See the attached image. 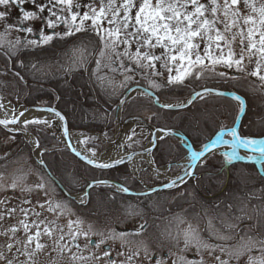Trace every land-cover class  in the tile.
I'll list each match as a JSON object with an SVG mask.
<instances>
[{"label": "snow or ice", "instance_id": "snow-or-ice-1", "mask_svg": "<svg viewBox=\"0 0 264 264\" xmlns=\"http://www.w3.org/2000/svg\"><path fill=\"white\" fill-rule=\"evenodd\" d=\"M26 2L32 6V9H19V6ZM13 8H18L22 12L23 21L41 22V29L35 31L31 26L25 27L23 21L18 24L13 23L11 19ZM82 9L86 10L82 11ZM0 29H2L0 31V52L7 57L4 73L7 74L10 65L15 67L13 75L18 78V83L22 82L27 87V81L22 75L25 70L35 80L38 75L41 78L47 75L45 68L51 67L30 61L27 57L31 53L27 50H43L46 46H52L54 41L71 43L73 45L70 49L72 61L68 65V71L83 69L89 72L91 78L93 73L88 65L93 57H98L94 61L96 78L100 82L106 79L98 75L102 65L110 70L111 88L110 90L105 88V94L109 97L118 95L124 97L115 101L117 109L121 111L128 102L126 93L129 85L133 82L139 85L141 83L139 78H143L150 88L159 91L160 95H163V90L166 89L195 85L203 89L202 92H195L198 97L214 95L217 98H223L225 93L219 89H222L225 83L243 86L249 77H258L261 81V88H264V0H155V2L154 0H0ZM45 29L51 31L46 32ZM13 31L30 35L23 38L17 35L14 39L6 41L5 37ZM230 72L238 75H230ZM117 79H119L118 86L116 85ZM101 86L104 87V84L101 83ZM119 89L125 91L120 92ZM135 91L139 96L147 97L149 102L155 99V103L161 108L182 107V105L161 104L153 91L140 87H137ZM234 99L238 102L233 109L234 113L245 111L246 102L241 96L236 95ZM0 110H4L6 116L8 111L12 113L11 118L0 119V126L13 133L6 138L10 141L15 140L14 133L16 132L27 134L29 125L51 127L53 123L51 118L21 121L20 117L25 113L20 111L17 114L14 107L9 109L3 102V97H0ZM36 111L47 112L65 125L66 147L72 150L77 157H81L86 165L91 166L92 171L103 173L116 169L124 163L126 158L123 156L117 158L109 156L107 160H103V154L98 155L99 145L87 149L86 153L77 150L68 133L65 115L54 107H38ZM128 115L132 113L129 112ZM117 117L119 118L118 113ZM97 118L111 119L104 113L99 117L93 116V119ZM133 119L138 124L142 123L138 117L133 116ZM10 125H20V127L10 128ZM155 131L163 132L164 129ZM131 133L135 134V129H132ZM166 134L171 135V133ZM260 134L264 135V126ZM151 135L153 139H150L149 143L152 145L164 140V136L156 137L155 132ZM224 135L225 133L221 132L217 139L211 141V145L205 143L202 150L193 151L192 161L195 162L203 157L202 165H208L215 153H207V150L218 143H225L231 148L230 152L224 153L222 169L224 165L235 166L234 162L245 159L238 152L240 148L259 153V157L253 156L248 159L264 160V140L244 137L235 128L228 130V135L232 138L230 141H223ZM128 139H132L131 135H128ZM30 142L33 143L34 148L40 147L38 140ZM80 142L85 143L86 141ZM125 147H131V145L124 143L116 145L117 149ZM145 152L152 155L150 149H145ZM40 156V167L42 169L50 167L51 165L43 158L44 152H41ZM4 159H7V156ZM148 163L153 164L154 161L149 160ZM135 171L144 170L135 168L127 179L134 180ZM154 172L157 175L160 174L158 169H154ZM189 177L195 179L196 171L189 172L185 167L184 175L178 176L177 180L171 181V184L173 187H179L186 183ZM81 179L84 178L81 177ZM127 179L123 183H118L94 175L90 180H85L83 191L76 193L77 201L80 205H89L92 196L89 189L96 187L107 189L108 192L105 194L112 201H116L117 198L126 199L127 197L122 194L130 192ZM2 180L3 177H0V181ZM261 180L264 182V178ZM76 184L78 185L79 181H76ZM8 187L14 191L17 183L14 181L6 186L0 182V190H7ZM36 188L42 190L46 196L48 195L45 184L38 183ZM113 190L115 194H111ZM65 201L66 203L53 205L49 200L47 206L43 203L38 206L49 212L60 208L71 214L69 205L72 201L67 196ZM5 203L6 201H0V204ZM23 203L32 204V201L25 199ZM18 210L24 215V219L19 220L18 224L22 226L25 236L21 239L16 238L20 230L17 226H9L0 230V237L5 239V242L0 244V264H32L31 257L34 256L35 251L44 248V244L39 241L40 223L28 222L30 213L36 217L41 214L34 208H6L0 212V222L6 218H12ZM224 226L231 230L238 225L226 222ZM67 228L68 231L65 232L63 227L46 226L43 231L47 236L53 237L59 252L67 250L73 253L71 260L81 262V264H99L101 261L103 264H168L169 260L172 264H206L203 259L204 253L212 257L214 264H231L233 260H238L245 255L249 257L248 264H264V240H254L249 237L241 244L228 248L222 244L209 243L191 224L175 236L169 234L166 237V239L175 241L177 247L180 243L183 244V248L179 249V255L171 250L165 253L162 245L159 246L158 251H151L143 245V242L138 243L136 250L128 247L130 241L127 238L139 236L145 232L146 223H141L135 232L117 233L114 229L104 232L94 230L92 225L85 226L84 221L77 217L75 220H69ZM33 229L36 231L34 235H30ZM209 230L210 235L218 241L231 238L213 228L211 221H209ZM54 233H58V236H54ZM93 236L99 239L93 240ZM66 237L68 243H63ZM81 237L84 238L83 247L88 255H84L81 251L79 242ZM116 240H120L121 247L125 249L117 253L118 256H123L124 260L118 261L112 256L113 247L110 242ZM32 244L35 245L34 249L28 247ZM258 245L262 255L256 259L251 257L250 253ZM193 249L197 255L201 256V259L190 261L183 255ZM14 251L15 256L12 255Z\"/></svg>", "mask_w": 264, "mask_h": 264}, {"label": "trees", "instance_id": "trees-1", "mask_svg": "<svg viewBox=\"0 0 264 264\" xmlns=\"http://www.w3.org/2000/svg\"><path fill=\"white\" fill-rule=\"evenodd\" d=\"M72 47L71 43L65 44L62 41H56L52 46H46L43 50H27L31 53L27 57L30 61L51 66L45 68L47 75L42 78L38 75L35 80L27 70L22 72L27 81V87L22 82H17L18 78L13 75L16 68L10 65L6 78L11 79L13 83L16 91L15 98H18L26 106L55 105L66 116L71 129L88 132L111 131L116 123L115 101L122 99L123 96L109 97L106 95L105 88L110 90L111 85L98 81L93 75L90 78L89 72L83 69L68 71L62 62L64 57L71 53ZM6 60L7 57L0 52V72L4 71ZM88 67L92 72V62ZM101 83L104 84V87L101 86ZM260 83L258 79L249 77L243 86L225 83L224 87L219 89L223 92L235 93L245 100L246 112L240 127L241 135L244 137L255 139L264 137L260 134L261 128L264 126L262 125L264 122V88H261ZM139 85L150 87L142 80ZM133 86H137V84L131 83L127 91ZM149 89L160 99L166 101L188 99L196 91H203L202 88L195 85L166 89L163 90V95H160L159 91ZM119 91L125 90L119 89ZM236 104L237 102L231 97L217 98L212 95L201 98L184 109L170 110L157 106L153 100L149 102L147 97L136 96L125 104L122 120L126 121L135 116L143 118L156 128L179 130L190 139L195 147H201L221 130L235 125L240 114V112L234 113L233 111ZM129 112L132 115H128ZM146 112L150 113V117L146 116ZM102 113L110 116L111 119H93V116L99 117ZM29 128L38 136L40 146L47 149L43 158L46 163L51 165L47 167L50 174L69 194L83 191L85 180H90L94 175L118 183H123L131 175L127 166L103 173L92 171L90 167L81 163L68 151L53 149L51 145L57 141L47 134L46 130L36 127ZM11 135L13 133L0 127V166L10 165L28 155V164L50 177L45 168L42 169L36 160L30 158L31 148L23 137L20 134H14V141L6 139ZM5 156L7 159H4ZM186 156L187 150L172 137L161 141L153 152L157 166L175 164ZM223 160L222 155H215L210 159L208 165H202L196 169V174L200 175L196 181L189 180L181 187L160 193V195L175 196V199H264V182L261 180L264 176L260 174L255 165L237 162L235 166L226 167L224 165L222 169ZM76 181H79L78 185ZM127 186L130 187V190H134L139 185L135 179H127ZM57 188L65 199V193L59 187ZM90 191L92 196L89 205L82 207L75 205L73 201L72 205L84 218H93L100 223L102 221L100 214L102 211H106V202L110 200L105 194L108 190L96 187ZM111 194H115L114 191ZM122 195L127 199H147L146 196Z\"/></svg>", "mask_w": 264, "mask_h": 264}, {"label": "rangeland", "instance_id": "rangeland-1", "mask_svg": "<svg viewBox=\"0 0 264 264\" xmlns=\"http://www.w3.org/2000/svg\"><path fill=\"white\" fill-rule=\"evenodd\" d=\"M83 10L86 9H82V11ZM11 19L13 23L16 22L15 16L11 17ZM32 23L34 22L23 21V25L25 27L31 26L34 28V26H32ZM61 28H63V26ZM0 31H2V29H0ZM17 35L23 38L24 36L30 34L24 32L16 33L15 31H13L9 36L5 37V40L6 41L12 40ZM201 47H203V45H201ZM157 52L159 53V50H157ZM96 58L98 57H93L92 60V73L95 78H96V64L94 61ZM71 61H72V53L64 57V61L62 62V64L66 66V69H68V65L71 63ZM98 75L101 77H105L106 79L103 82L109 84V79L112 75L109 69L105 68L102 65ZM6 77H8V72L7 74H5L4 71L0 72V97H3V99H6L8 102L10 101L12 105L14 104L15 109L16 107L19 108L20 106H24L21 102L15 100L16 91L14 90L13 83L11 79H8ZM254 78L258 79V77H254ZM139 79L144 81L143 78H139ZM116 85L117 86L119 85V79H117ZM146 85L148 84L146 83ZM131 96L135 97L139 95L134 89L131 93ZM203 97H198V99ZM187 101L188 99H182L176 101H166L163 99L160 100L161 104L166 103L173 105H183L187 103ZM145 114L147 117H150V113L146 112ZM51 119L53 121L51 127H45L44 125H29L28 128L36 127L42 130H46L47 134H49L57 141L56 143L55 142L52 143L51 146L53 147V149L64 150L62 137L60 133L61 132L60 124L57 122V118L52 117ZM119 120H120V115L119 118L115 120L116 123L111 131L88 132L80 129H71V130L72 133H80L83 135V141H86L85 143H83V145L87 149L99 145L98 155H100L102 152L106 151L107 149H111V151H113L116 148L117 144H121L122 137L119 135V132L122 130V128L125 129L123 134V140H124L123 143L131 145V147H125L126 152L141 150L150 144L149 140L151 139V133L143 122L138 124L136 120H131L127 124L125 123L119 124ZM132 129H135V134L131 133ZM28 134L32 135L35 138V140H38V136L30 128L28 130ZM128 135H131L132 137L131 140L128 139ZM23 139L31 148L30 158L36 161L37 159L40 160L41 159L40 153L44 152L45 149L40 146L38 149L39 152L37 154V150L34 148L33 143H31L26 137H23ZM134 141H137L138 143H133ZM122 149L123 148H120L119 150ZM215 155H222L224 157V154L219 152ZM185 160H187V158H185L183 161ZM28 161H29V157L28 155H25L24 158L17 160L10 165L0 166V177H3V180L0 182L5 184L6 186L11 185L14 181L17 183V188L14 191L10 187H8L7 190H0V201H6L5 204H0V212H3L6 208L19 209L22 207V208H34L36 212L41 213L39 217H36L32 213H30L28 218L29 223L32 222L40 223L39 231L41 232V236L39 238V241L40 243L44 244V248L40 250H36L34 256L31 257L32 264H81V262L71 260V256L73 253H70L67 250H64L62 253L59 252L56 249L53 237H49L46 234H44L43 230L46 226L51 228H55L59 226V227H63L65 232H67L68 231L67 224L69 220H75L77 217H79L81 220L84 221L85 226L92 225L94 230H98L97 227H101L99 222L95 221V219L93 218L86 219L81 217L80 215H78L76 210H74V206L72 204L69 205L71 209V214H69L64 209H60V208H57L54 212H49L47 210L40 209L38 205L43 203L47 206V202L49 200L52 201L53 205H55L56 203H66V201L58 191L57 185L47 175L39 172L37 169H34L30 164H28L29 163ZM201 165L202 162L200 163V166ZM127 167L129 169L130 174H132L134 172V169L137 167L144 170V171H135V181L139 185L136 186L135 189L133 190L136 192H144L146 191V189L152 186L171 182L172 180H175L178 176H180V174L184 172V168H185V166H182L181 169L169 171V166L166 165L160 166L159 168L162 170H167V173H164L159 169L160 174L157 175V173L154 172L155 168L153 167V165L147 162L145 157L140 158L138 161H136V163L134 162L130 163V165ZM38 183L45 184V187L48 190L47 196L42 190L36 188V184ZM159 195L160 193H157L154 196H152V198L162 199L163 203L166 201V200L164 201L163 199H175V196L170 197L168 195H160V196ZM25 199H30L32 201V204L23 203ZM262 201H264V199H262ZM73 203L75 205L79 204L78 201L76 200H74ZM246 203H247L246 211L248 213L252 214L253 212H256L262 214V216L261 215L255 216L256 220H254V222H257L256 227H261L260 226L261 222L264 221V204L263 203L255 204V202L253 204L252 199H247ZM236 205L239 204L237 203ZM106 211L109 213L110 212L131 213L130 219L123 221L124 222L123 227H131L132 224L136 222L135 221L136 217H140L143 215L144 218L146 219L145 216L148 213V210L146 211L144 207H140L137 204H129L128 202H124V200L120 198H118L116 201H110V200L107 201ZM23 219H24L23 213L18 210L12 218H6L3 222H0V230L6 229L9 226H17L20 228V230L17 232L16 238L21 239L25 236V233L23 231L22 226L18 224V221ZM41 221H43V223H41ZM207 221L208 224L209 221H211L213 228L219 230V232L223 234L221 228L224 222L222 221L217 222V219L216 220L207 219ZM207 226L209 227V225ZM73 227H75V225ZM187 227H188L187 222L181 219L175 220L172 223H168V224L162 223L160 225H157V229L149 232V237L151 242H149L148 239L143 240L142 242L160 243L161 241H165V242L169 241L170 243H175V241L171 239H166V237L169 234H171V236H175L177 233L182 232V230L186 229ZM35 231L36 229H33V231L30 232L29 234L34 235ZM54 236H58V233H54ZM92 238L96 239L95 236H93ZM80 239H84V238L81 237ZM4 242H5L4 237H0V244H3ZM63 243H68L67 237ZM112 243L121 244L120 240L112 241ZM28 247L30 249H34L35 245L32 244L29 245ZM69 247H71V244H69ZM73 252H75V249H73ZM82 252L84 255H88L87 251L83 250ZM12 255L13 256L16 255L15 251L12 253ZM20 259H24V257H20ZM99 264H103V262L101 261L99 262Z\"/></svg>", "mask_w": 264, "mask_h": 264}, {"label": "flooded vegetation", "instance_id": "flooded-vegetation-1", "mask_svg": "<svg viewBox=\"0 0 264 264\" xmlns=\"http://www.w3.org/2000/svg\"><path fill=\"white\" fill-rule=\"evenodd\" d=\"M19 9L23 10H31L32 6L29 3H24L23 5L19 6ZM18 8H13L11 11V17L15 16L16 24L20 23L21 20L23 21L22 12ZM14 11V13H13ZM21 19V20H20ZM32 26H34L35 31L40 30L42 24L39 21H33ZM63 25H61L62 27ZM46 32H50L51 30L45 29ZM39 38L38 36L36 37ZM53 43H56L54 41ZM140 86V85H137ZM148 88V87H145ZM156 164V163H155ZM157 165V164H156ZM181 169L180 165H175L171 168V171ZM163 193V192H158ZM157 194V193H155ZM152 195H147V199H122L124 202H128L129 204H137L140 207H144L145 210H148L146 214V219L144 216L136 217L135 223L132 224L131 227H123L124 220L130 219L131 213L123 212V213H116V212H106L102 211L101 222L99 223L101 227H97L99 231L108 232L111 230H115L117 233L119 232H135L136 229L139 228L141 223H146L147 230L143 232L139 236H132L127 238L130 243L128 247L132 248V250H136L137 245L139 242L148 239L150 241L149 232L154 231L157 229V225L162 223L168 224L172 223L175 220L181 219L187 222V224H191L195 227L200 235L205 239L208 240L209 243L212 244H222L227 246L228 248H232L236 245L241 244L244 240L251 237L254 240H264V221L261 222V227H256L257 222L255 216L261 215L259 213L253 212L248 213L246 211L247 207V199H163L165 202H162V199H153ZM160 196V195H159ZM74 201L73 199H70ZM261 200V201H259ZM263 203L262 199H252V203ZM239 205H236V204ZM79 206L80 204H77ZM85 207V206H84ZM244 209V210H243ZM74 210H76L74 208ZM77 212V210H76ZM78 213V212H77ZM251 214V215H250ZM81 217V214L78 213ZM119 216V217H117ZM84 218V217H83ZM237 218H240L237 220ZM207 219L216 220L217 222H224L221 230L224 235L230 236L231 238L226 241H218L215 239L214 236L210 235V230L207 225ZM234 223L238 226L233 229H228L224 225L225 223ZM222 225V224H221ZM93 240L99 239V237L92 238ZM81 242V251L84 250L83 244L84 239H80ZM112 243V242H110ZM143 245L147 246L151 251H158L159 246L162 245L163 251L167 253L169 250L172 252L180 254L179 249L183 248V244L180 243L179 247L176 246L175 243H170L169 241H161L160 243H143ZM104 247L103 245L101 246ZM113 258L119 260H124L123 256H118L117 253L124 251L125 249L121 247V244L112 243ZM143 255V253H141ZM187 257L188 260H198L201 259V256L197 255L195 250L187 251L183 253ZM251 257L259 259L261 257V252L259 251V245L252 250L250 253ZM175 257H173L174 259ZM227 259V257H224ZM203 259L205 260L206 264H214L212 257L208 253L203 254ZM249 257L247 255L242 256L238 260H233L231 264H248ZM168 264H172V261L169 260Z\"/></svg>", "mask_w": 264, "mask_h": 264}, {"label": "water", "instance_id": "water-1", "mask_svg": "<svg viewBox=\"0 0 264 264\" xmlns=\"http://www.w3.org/2000/svg\"><path fill=\"white\" fill-rule=\"evenodd\" d=\"M137 88V87H136ZM136 88H134V89H136ZM140 88H142V87H140ZM134 89H131L130 91H128L126 94H127V96H128V99H130L132 96H131V93H132V91L134 90ZM144 89V88H143ZM146 90V89H145ZM202 92V91H201ZM225 93V96L226 97H231V98H233L234 99V97L237 95V94H235V93H229V92H224ZM154 96L156 97V98H158L155 94H154ZM242 98V97H241ZM159 99V98H158ZM198 99V96H196V94L188 101V103H186L185 105H182V107H175V108H172V109H170V110H181V109H184V108H186V107H188V106H190L195 100H197ZM243 99V98H242ZM155 100V99H154ZM244 100V99H243ZM245 101V100H244ZM158 106H160L159 104H157ZM38 107H40V108H43V107H49V106H41V105H34V106H23V109L21 110V111H23L25 114H24V116L25 115H27L28 113H30V112H39V113H41V114H44V115H51V114H49V113H47V112H41V111H36V109L38 108ZM56 110H58V111H60L59 109H57L55 106H53ZM165 109H167V108H165ZM61 112V111H60ZM245 112H246V103H245V111H243V112H240V114H239V116H238V118H237V120H236V123H235V125L233 126V127H231V128H235L236 130H237V132L238 133H240L241 134V132H240V127H241V123H242V120H243V117H244V115H245ZM62 113V112H61ZM63 114V113H62ZM64 115V114H63ZM24 116H22V117H20V120L22 121V119L24 118ZM66 117V116H65ZM4 117H2L1 115H0V119H3ZM131 120H134V119H130V120H128V121H126L125 122V124H127L128 122H130ZM140 121H142L145 125H146V127H147V129L150 131V133H152V132H155V136L156 137H160V136H164V139L165 138H167V137H172V138H174V139H176L177 141H179L181 144H182V146L187 150V152H188V156H187V158L188 159H190V160H192L191 159V153L193 152V151H198V150H202L203 149V147H201V148H197V147H195L194 146V144L190 141V139L184 134V133H182L181 131H179V130H175V129H166V128H155V127H153L152 125H150L149 123H147L145 120H143V119H139ZM66 121H67V130H68V133H69V135H70V137H71V133H72V130L70 129V126H69V122H68V120H67V118H66ZM57 122L60 124V127H61V137H62V143H63V148L66 150V151H68L72 156H74L77 160H79L81 163H83L84 165H86V162L81 158V157H77L76 155H75V153L72 151V150H70V149H68L67 147H66V144H65V135H64V127H65V125L64 124H62L58 119H57ZM119 123L120 124H122V122H121V120H119ZM2 129H4L3 128V126H0ZM10 128H19L20 127V125H10L9 126ZM156 129H164V131L163 132H159V131H155ZM230 129V128H229ZM229 129H223V130H221L220 132H218L207 144H210L211 145V141L212 140H215V139H217V137H219L220 136V133L221 132H224L225 133V135L222 137V140L223 141H230L232 138H231V136L230 135H228V130ZM5 131H7L6 129H4ZM7 132H9V131H7ZM10 133V132H9ZM166 133H171V135H167ZM14 134H20L21 136H23V137H25V134L24 133H22V132H16V133H14ZM151 139H153V137H152V135H151ZM257 140H264V138H261V139H257ZM160 141H162V140H160ZM160 141L158 142V144H156V145H152V144H150V145H148V146H146V147H144L143 149H141V150H137V151H130V152H127L126 154H124L123 155V157H125L126 159H125V161H124V163L122 164V165H120V166H118L116 169H118V168H120V167H122V166H125V165H129L131 162H133L134 160H136L137 158H139V157H141V154L143 153V155H148V153L147 152H145V149H150L151 150V152L153 153L154 152V150L157 148V146L159 145V143H160ZM225 143H218V144H216L215 146H212V147H210L208 150H207V153H218V150L224 145ZM74 146V145H73ZM74 148H75V146H74ZM39 149V148H38ZM245 152H247V153H249V154H252V155H254V156H257V157H259V153L258 152H252L250 149H244V148H242ZM122 151L125 153L126 152V149L125 148H123L122 149ZM142 155V156H143ZM150 156V155H149ZM151 158H152V160H153V156L151 155ZM202 160H203V157H201L200 159H197L195 162H193L192 161V165H191V170H190V172H192V171H196V168L200 165V163L202 162ZM37 161H38V163H39V159H37ZM245 163V164H253V165H255L257 168H258V170L260 171V173L262 174V175H264V172H263V169H262V165L264 164V160H260V161H254V160H251V159H243V160H240V161H236L235 163ZM154 164V166L156 167V165H155V163H153ZM177 165H183L182 164V162H179V163H177ZM88 167H90L91 168V166H89V165H87ZM171 167V165L169 166V168ZM157 168V167H156ZM46 169V171L47 172H49L48 171V169L47 168H45ZM114 170V169H113ZM108 171H110V170H108ZM182 175H184V174H182ZM181 175V176H182ZM52 177V176H51ZM191 177H189L187 180H189ZM52 179H54L53 177H52ZM177 180V179H176ZM54 181L56 182V184L60 187V189L68 196V197H70L71 199H76V195H70V194H68L67 192H65V189L63 188V186L57 181V180H55L54 179ZM183 185V184H182ZM181 186V185H180ZM175 188H177V187H173L172 186V184H171V182H168V183H165V184H161V185H155V186H153V187H150V188H148V189H146V191H144V192H133V191H130L127 195H133V196H144V195H150V194H153V193H156V192H159V191H168V190H172V189H175ZM90 190V189H89Z\"/></svg>", "mask_w": 264, "mask_h": 264}, {"label": "bare ground", "instance_id": "bare-ground-1", "mask_svg": "<svg viewBox=\"0 0 264 264\" xmlns=\"http://www.w3.org/2000/svg\"><path fill=\"white\" fill-rule=\"evenodd\" d=\"M3 102L5 103V105L8 106L9 109L12 108V107H14V104H13V105H12L11 103L9 104V102H8L6 99H3ZM18 107H19V106H18ZM16 109H17V114H18V113L23 109V106H20L19 108L16 107ZM0 115H1L2 117H4V118H11L12 113H11V111H8L7 116H6V115H5V111H4V110H0ZM34 118H40V119H43V118H52V117H51V116H48V115H43V114H41V113H39V112H34V111H33V112H30V113H28L27 115H25L24 118L22 119V121H24V120H26V119H34ZM124 130H125V129L122 128V130L119 132V135L122 137V142H121V143H123V141H124V140H123ZM25 137H26L29 141L35 140V138H34L32 135L28 134V133L25 134ZM71 140H72V143H73V145L75 146V148H76L77 150L86 153L87 148L83 145V143L80 142V141H83V135H82V134H80V133H71ZM35 149L37 150V154H38V152H39L38 148H35ZM230 151H231V148H230L227 144H224V145L218 150V152L223 153V154H224L225 152H230ZM238 152H239L240 155L244 156L245 159H248V157H253V156H254V155H252V154H249V153L245 152L242 148L238 149ZM102 154H103L102 159H103V160H107L109 156H111V157H113V158H117L118 156H123V155L126 154V153H124L122 150H119V149L115 148L113 151H111V149H107L106 151L102 152ZM142 157H145L146 160H147V162H148L149 160H152L151 157H150L149 155H143V156L137 158L136 160H134L133 162L136 163V161H138V160H139L140 158H142ZM255 157H257V156H255ZM109 162H111V161H109ZM131 163H132V162H131ZM182 164H183V166L187 167L188 170H189V172H190V170H191V165H192V160L187 159V160L183 161ZM151 165H153V164H151ZM153 167H154V165H153ZM160 170L163 171L164 173H167V170H162V169H160ZM183 174H184V172H183ZM177 178H178V177H177ZM177 178H176V179H177ZM176 179H175V180H176Z\"/></svg>", "mask_w": 264, "mask_h": 264}]
</instances>
